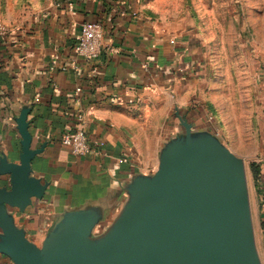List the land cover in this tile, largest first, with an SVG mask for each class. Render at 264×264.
I'll return each mask as SVG.
<instances>
[{
  "label": "crops",
  "instance_id": "1",
  "mask_svg": "<svg viewBox=\"0 0 264 264\" xmlns=\"http://www.w3.org/2000/svg\"><path fill=\"white\" fill-rule=\"evenodd\" d=\"M156 1L73 0L70 9L65 0H0V161L20 164L28 139L36 152L30 177L44 188L8 213L39 250L63 247L77 232L93 242L105 236L133 200L137 178L157 173L162 150L185 125L216 138L206 126L202 43L188 19L159 14ZM85 21L103 28L93 60L74 51ZM78 128L91 148L83 157L61 142ZM248 138L234 153L251 162L250 213L264 256V137ZM9 179L1 176L0 188L10 190ZM0 264L16 263L0 253Z\"/></svg>",
  "mask_w": 264,
  "mask_h": 264
},
{
  "label": "water",
  "instance_id": "2",
  "mask_svg": "<svg viewBox=\"0 0 264 264\" xmlns=\"http://www.w3.org/2000/svg\"><path fill=\"white\" fill-rule=\"evenodd\" d=\"M186 126L162 150L159 169L137 178L133 200L96 242L75 233L63 247L39 250L18 230L8 207L24 210L44 188L30 177L35 153L25 139L20 164L0 161V253L16 264H261L244 164L209 135Z\"/></svg>",
  "mask_w": 264,
  "mask_h": 264
},
{
  "label": "rangeland",
  "instance_id": "3",
  "mask_svg": "<svg viewBox=\"0 0 264 264\" xmlns=\"http://www.w3.org/2000/svg\"><path fill=\"white\" fill-rule=\"evenodd\" d=\"M156 5L159 14L188 19L191 37L202 43L201 60L210 76L206 126L243 161L251 210V162L234 148L247 144L252 132L264 137V0H157ZM252 232L262 264L263 243L254 218Z\"/></svg>",
  "mask_w": 264,
  "mask_h": 264
},
{
  "label": "built area",
  "instance_id": "4",
  "mask_svg": "<svg viewBox=\"0 0 264 264\" xmlns=\"http://www.w3.org/2000/svg\"><path fill=\"white\" fill-rule=\"evenodd\" d=\"M69 8H73V0H65ZM6 28L0 24V36H4ZM103 44V28L99 22L85 21L80 26V34L77 43L74 46L75 53L87 60H93L100 54ZM61 142L67 146L71 153L78 157L86 156L91 148L88 138L83 129H76L73 132L62 136ZM100 146L101 143H98Z\"/></svg>",
  "mask_w": 264,
  "mask_h": 264
},
{
  "label": "trees",
  "instance_id": "5",
  "mask_svg": "<svg viewBox=\"0 0 264 264\" xmlns=\"http://www.w3.org/2000/svg\"><path fill=\"white\" fill-rule=\"evenodd\" d=\"M252 172L254 173V175H257V170L255 169V167L254 166H252Z\"/></svg>",
  "mask_w": 264,
  "mask_h": 264
}]
</instances>
